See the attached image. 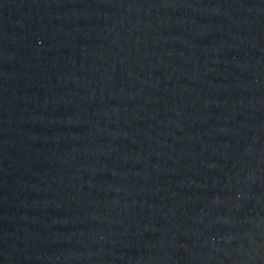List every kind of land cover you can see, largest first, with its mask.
<instances>
[{
	"label": "water",
	"instance_id": "1",
	"mask_svg": "<svg viewBox=\"0 0 264 264\" xmlns=\"http://www.w3.org/2000/svg\"><path fill=\"white\" fill-rule=\"evenodd\" d=\"M0 264H264V0H0Z\"/></svg>",
	"mask_w": 264,
	"mask_h": 264
}]
</instances>
